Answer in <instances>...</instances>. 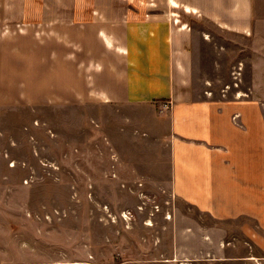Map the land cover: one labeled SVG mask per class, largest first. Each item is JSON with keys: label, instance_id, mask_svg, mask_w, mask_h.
I'll return each mask as SVG.
<instances>
[{"label": "crops", "instance_id": "crops-1", "mask_svg": "<svg viewBox=\"0 0 264 264\" xmlns=\"http://www.w3.org/2000/svg\"><path fill=\"white\" fill-rule=\"evenodd\" d=\"M66 105L86 121L73 196L105 199L86 223L131 198L193 253L165 262L264 264V0H0V107ZM27 226L0 223V264L29 261Z\"/></svg>", "mask_w": 264, "mask_h": 264}, {"label": "rangeland", "instance_id": "rangeland-1", "mask_svg": "<svg viewBox=\"0 0 264 264\" xmlns=\"http://www.w3.org/2000/svg\"><path fill=\"white\" fill-rule=\"evenodd\" d=\"M208 59L213 61L214 57ZM222 59L227 62L228 57ZM219 76L224 81L229 77L226 72L219 73ZM81 123L83 130L78 132L76 129L82 127ZM85 125L81 115L67 105L43 106L34 110L0 107V193L11 190L19 193L10 200L11 209L5 202L0 203L4 210V214L0 213V223L3 229L9 227L10 222L28 224L22 239L29 240L30 245L22 256L29 261L21 264H180L179 261L165 262L163 258L174 252L179 256L193 255L189 248H174L163 215L153 217L156 218L153 221L147 214H136L133 211L136 201L131 198L116 202L113 212H106L102 217L115 222L110 227L95 220L100 217L86 223V210L94 206L98 211L105 199L99 187L98 206L92 205L86 198L85 185L79 184L80 194L73 196L75 188L70 164L76 158L72 149L76 141L82 144L85 140ZM80 146L86 150L83 144ZM11 160L18 162L13 168L9 166ZM43 160L62 161L63 173L40 164ZM23 162L30 165L25 167ZM160 204L164 206L162 199ZM143 206H147L146 211L153 207L151 204ZM165 208L161 207L162 210ZM208 223L214 224L212 220ZM144 224L153 226L147 228ZM223 226L229 227V224L217 228L223 229ZM33 230L39 234L40 241H34ZM215 235L224 240L230 236L223 230ZM214 250L217 254L231 255L228 248L220 250L215 247ZM207 258L209 256L205 255V260L183 264H242L227 260L220 263Z\"/></svg>", "mask_w": 264, "mask_h": 264}]
</instances>
